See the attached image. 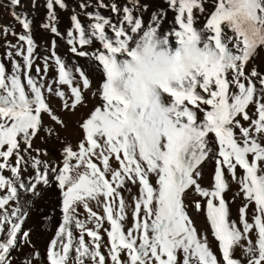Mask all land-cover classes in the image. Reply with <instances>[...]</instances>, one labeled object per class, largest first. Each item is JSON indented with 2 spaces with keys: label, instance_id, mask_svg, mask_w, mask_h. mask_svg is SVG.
<instances>
[{
  "label": "snow or ice",
  "instance_id": "obj_1",
  "mask_svg": "<svg viewBox=\"0 0 264 264\" xmlns=\"http://www.w3.org/2000/svg\"><path fill=\"white\" fill-rule=\"evenodd\" d=\"M4 13L0 264H264V0Z\"/></svg>",
  "mask_w": 264,
  "mask_h": 264
},
{
  "label": "rangeland",
  "instance_id": "obj_2",
  "mask_svg": "<svg viewBox=\"0 0 264 264\" xmlns=\"http://www.w3.org/2000/svg\"><path fill=\"white\" fill-rule=\"evenodd\" d=\"M105 15H108V13H105ZM4 19H2V20H0V23H9V20L7 19V13H4ZM170 17H171V14H170ZM85 23H87V21H85ZM17 30H19V29H17ZM38 39H39V37H38ZM60 51L61 52H63L64 51V49L63 48H61L60 49ZM81 63H83V61H81ZM199 220V219H198ZM196 222H197V226L198 227H201V228H203L205 225H204V218L203 217H200V220L199 221H197L196 220ZM201 222V223H200ZM200 223V224H199ZM200 225V226H199Z\"/></svg>",
  "mask_w": 264,
  "mask_h": 264
},
{
  "label": "bare ground",
  "instance_id": "obj_3",
  "mask_svg": "<svg viewBox=\"0 0 264 264\" xmlns=\"http://www.w3.org/2000/svg\"><path fill=\"white\" fill-rule=\"evenodd\" d=\"M236 215V206L235 205H233V216H235ZM200 220V217H198L197 218V221H199ZM197 223V222H196ZM201 223V222H200ZM199 223V224H200ZM200 226V225H199ZM45 243H46V240H41L40 241V244H39V246L41 247V249L43 250V248H44V246H45Z\"/></svg>",
  "mask_w": 264,
  "mask_h": 264
}]
</instances>
